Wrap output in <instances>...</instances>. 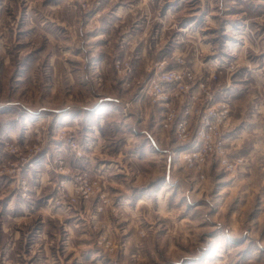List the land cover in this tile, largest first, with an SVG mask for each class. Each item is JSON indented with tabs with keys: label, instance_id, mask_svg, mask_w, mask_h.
I'll return each instance as SVG.
<instances>
[{
	"label": "rangeland",
	"instance_id": "rangeland-1",
	"mask_svg": "<svg viewBox=\"0 0 264 264\" xmlns=\"http://www.w3.org/2000/svg\"><path fill=\"white\" fill-rule=\"evenodd\" d=\"M0 264H264V0H0Z\"/></svg>",
	"mask_w": 264,
	"mask_h": 264
},
{
	"label": "built area",
	"instance_id": "built-area-1",
	"mask_svg": "<svg viewBox=\"0 0 264 264\" xmlns=\"http://www.w3.org/2000/svg\"><path fill=\"white\" fill-rule=\"evenodd\" d=\"M100 2V0H99ZM99 4V3H98ZM97 4V5H98ZM117 67L121 64L117 62ZM182 79L192 80L193 76L191 73H188L183 70L171 71L170 73L164 74L162 80H153L150 86V91L153 93V102H159L160 100L167 99L168 97L163 92V83H173L177 81H181ZM188 88V86H185ZM184 87H182L183 89ZM208 114L204 116L201 120V124L196 129V131L191 135L190 130V121L189 117H183L176 123V136L179 141L186 142L188 140L193 139L194 143L192 147L188 150V155L186 160L193 165L195 163H203L206 161L210 155H216L220 157L223 162H229L226 157L225 150L223 144L221 142L211 141L210 130H211V122H213V117L217 119V121L222 122L228 117V109H223L218 112L216 115H212L213 111L209 109ZM177 119V115L168 114L165 119L164 126L168 128L172 123H175ZM199 167V166H198ZM85 195H89L88 191H84Z\"/></svg>",
	"mask_w": 264,
	"mask_h": 264
}]
</instances>
